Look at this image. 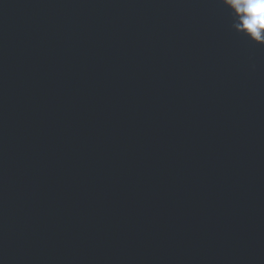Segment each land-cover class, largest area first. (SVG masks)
I'll return each mask as SVG.
<instances>
[{"label":"water","instance_id":"95a60500","mask_svg":"<svg viewBox=\"0 0 264 264\" xmlns=\"http://www.w3.org/2000/svg\"><path fill=\"white\" fill-rule=\"evenodd\" d=\"M221 0H0V264H264V45Z\"/></svg>","mask_w":264,"mask_h":264},{"label":"clouds","instance_id":"9594fccd","mask_svg":"<svg viewBox=\"0 0 264 264\" xmlns=\"http://www.w3.org/2000/svg\"><path fill=\"white\" fill-rule=\"evenodd\" d=\"M229 10L232 27L251 41L264 45V0H221Z\"/></svg>","mask_w":264,"mask_h":264}]
</instances>
